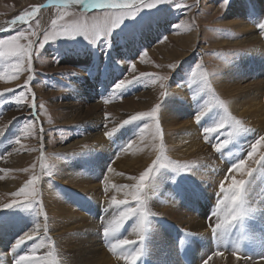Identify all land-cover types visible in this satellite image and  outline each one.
<instances>
[{
	"label": "rangeland",
	"instance_id": "obj_1",
	"mask_svg": "<svg viewBox=\"0 0 264 264\" xmlns=\"http://www.w3.org/2000/svg\"><path fill=\"white\" fill-rule=\"evenodd\" d=\"M237 1L238 0H230L226 6H221L222 0H173L172 3L161 4L151 10H143L135 19L126 20L122 27L117 29L112 34L111 48L106 49L103 40H98L93 45L83 37H77L76 39L57 38L55 40L50 38L47 42H44V36L49 34L52 30L53 20H57L58 26L61 24H73L84 21H87V23L91 25L94 21L103 20L100 10H86L82 12L78 8L57 9L49 6L48 0H0V25L3 24L4 27L2 28L6 29L9 27L8 22L22 14L25 10H30L32 6L44 5L38 16L32 20L30 24H17L10 30L0 32V39H7L12 35L18 34L19 31L24 30L28 39L21 40L20 43L27 44L29 41L33 42L31 64L26 65V68L30 67L31 71H23L19 77L14 80L0 79V93H3V96H0V128L4 129V136L0 137V155L4 154V158L0 159V170H6L0 171V182L11 181L13 186V192H11V194L0 190V239H2L4 234H9L3 238L4 240H2L3 247H5H0V249L8 255V258H5V262L7 261L8 264L11 262L15 263L13 259L12 245L15 244V239H18L25 233V227L22 226L23 222L20 220L22 218H18L19 215L27 213L33 217L35 216L34 218L37 220L41 219L42 216L37 217L35 208L26 209L14 207L11 209H3V205L12 203L15 199H19L21 202H26V198H16L12 194L18 192L22 187H24V185L27 184L33 176L38 178L37 190L40 193V196L36 197V199H41V202L43 199L44 204H46V199L41 196L42 191L40 189V183L42 182V179L44 181L43 184L45 181H52V183H54L53 181L54 178L56 179V176L52 174L53 169L55 167H59V165H64V163L65 166H67L58 171V173L62 172L61 174L64 177H68L69 175L75 176L77 173H81L82 176H93L91 180L96 184L98 183L99 190L97 191H101L104 195L103 200L99 203L100 206H98V204L93 205L91 203L92 201L84 204L88 205V213L104 214V217L101 219L99 218L100 221L98 220L96 222L99 224L96 225V227L98 228V236L101 238V246L108 250L107 242L102 236V230L105 226V222L108 220V217L111 219L110 216L115 214V206L109 205L107 201L113 196H117L116 199L121 200V198H119L121 196L120 192H115L114 195H111V193L109 194L108 192L110 191V188L113 187V183H116L117 181L128 180V183H126L128 186H132V184L134 185L137 183V181H134L130 184L133 180L128 179L127 173L125 172L126 168L122 167L128 164H135L137 161L139 164H145L140 171H136L135 175H132L138 177L148 166L151 165L152 161L160 155L159 146L161 144L160 139L153 140L150 135L154 129H149V131L145 133L143 140L139 137V135L134 137L138 127L143 126L144 121L133 122L123 128H119V125L131 115L138 112L151 111V109L157 104H160L161 106L159 121L163 133L165 155L170 160L177 161L182 165L188 164L193 166V171L191 173L177 174L170 170H162L155 178L153 190L155 189L154 192L157 194V189L159 187L164 188L165 186L167 189L170 187V190L167 191H170L172 196L174 195L173 198L180 203L179 205L182 204L186 209H190L204 203L202 205L203 210L201 212H196V209H193V211L196 215L202 216L205 219V230H203V232H194L188 229L187 226L182 227L177 224L168 214L161 210V205L158 207H154L155 205H152L151 200L155 198L157 200L158 195L150 194L151 198L149 200V208L153 213H155V215L150 216L149 218V232L144 242V253L146 255L144 254L141 258H146L149 264H180L178 252L181 241L184 240V234L190 233L191 235L186 234V236H189L195 244L200 241L199 239L208 242V237L212 236L210 225L214 226L215 217L212 216V218H208L211 209L206 206V204H208L206 202L209 201L213 206H215L217 197L221 195L219 191L220 183L217 187H211L212 183L210 185L209 177L213 176V174L216 175V173H225L224 175L219 174L217 176H220L221 178L224 176L221 183H225V186L228 187L229 180L227 177L234 159L242 157L246 158L247 150L251 143L246 141L243 145L240 143L241 138H239L236 143L229 145V148L222 149V153H217L214 150L213 144L218 141L222 142L224 136H217L213 134L209 141H205L203 133L200 129L211 123L215 119V116L210 117V119L208 118L210 121L208 119L204 121L202 120L200 125L195 122L194 115L196 114L197 105L196 101H194L192 97L199 92L202 85L199 83L198 77L196 78V82H192L193 78L191 76V72L200 70L207 71L216 95L220 99L224 100L228 106L229 102L221 95L216 86L217 81L222 79L224 76L223 73L225 74V68L230 66L234 59H237L233 62L234 67L232 66L237 80H244V78H247L248 80L250 78L251 80V78L254 77L256 72L254 68L256 55L251 53V50L254 49V46L256 47V45L238 47L231 46L229 44L226 46H217L213 43L214 38L215 40H228V42L231 43L242 39V34H239L234 28L219 25L229 10L234 8ZM243 1L245 5H247L245 7L246 14L244 13V20L248 18L249 20H247V22H254L255 26H251L254 31L261 36L262 44L264 45V35L260 33L257 27V24L264 22V9L260 20L256 21V19L253 18L255 17V9L259 7L256 4H259L258 0ZM174 3L187 4L191 7L177 9L173 6ZM61 14H64V19L59 18ZM37 21L39 22L38 27ZM161 24H166V26L169 27L167 30H163L161 32V36H159L160 38H158V40L150 43L148 47L144 46L140 50V53L146 50L148 52L147 57H144L143 60H141L138 58L139 53L134 60L123 59L116 61L117 54L122 51V48L129 43V41L141 38L151 29V27H158ZM176 24L180 25L178 29L175 28ZM32 32H35V35H32ZM191 35H195L196 40L193 47L190 48L191 50L186 48L180 51V48L176 43H178L180 39H183L189 44L188 37ZM163 37H167V39L162 40ZM41 45L43 46L41 47ZM163 51H166L169 54V58L172 54V58L167 60V56L162 53ZM73 52L85 53L87 55L90 53L91 56H89L90 59H88L89 65L87 68L84 69L79 65L81 63L79 58H76V61H74V65H76L75 67L72 63H70L69 57L73 54ZM187 52L188 55L183 58L180 57L181 53L186 54ZM164 59L166 60V63ZM131 61L136 64V71L135 73H132L133 76H138L140 73L147 72L159 76H167L168 79L163 82L157 81L154 84L149 83L147 87L143 86L141 83H137L134 86L127 88L122 93V99L118 96H113L111 102L105 104L103 102V98L109 96L114 91L115 85L128 76V71H130L129 62ZM172 64L177 65V67L172 69L170 67ZM197 64L202 66L201 69H196L195 66ZM223 68L224 71L222 72ZM83 70H85V74L80 73V71L83 72ZM9 71H11V69L8 68L7 64L0 61V73L7 74ZM71 73H75V75H71ZM29 75L33 77L30 82L28 81ZM97 77L103 78V80H97ZM259 77L263 78L264 72L261 71V73L258 74V78ZM85 78L91 79L90 87L93 86L92 84L94 82L97 83L98 91L95 93L97 96L96 99H88L87 102H91V104L84 107V111L80 110V112L86 113V111H90V113H94V115H92L94 118L91 120L99 118V120L103 121V126L101 128L104 132L113 127H118V132H121L126 127L133 126L135 131L130 137L126 138L125 143L134 138L135 142L129 150L132 155L140 156L138 160L135 161V158L130 155L129 152H120L121 147L125 144L124 142L117 144L116 146H111V153H100L98 155L96 153L94 155L91 151L89 153L87 152L90 148L89 145H86V141L91 134H94L91 129L87 127V123H90V117L86 116L85 119L79 120L78 123L74 122L71 118L75 115L69 112V108H67V103H73L74 105L75 103H79L78 101L70 99V94L74 88L81 89L78 90L81 98H88L84 97V93L88 90V88L83 87L80 83V81H84ZM25 83L29 84L31 93L35 94V115H33V109L30 107L33 102L31 93L28 94L27 100L23 103L22 107H18L15 102V97L21 91L27 92V90L23 87ZM161 83L164 84L163 88L160 86ZM172 88H176L178 91H185L187 93V101H185V104L182 106L177 104L178 108H174V106H172L174 102H167V98L169 97ZM161 92L165 93L163 97L161 96ZM50 93L53 95L49 96L48 94ZM202 95L206 96L207 94L204 93ZM95 104H103L104 108L98 111L94 108ZM143 104H146V107H142ZM115 107L117 109L113 111ZM186 108L189 110L187 114V116H189L188 119L191 120L193 126L194 124L197 126L196 133L199 135V140L202 145L211 152V158L210 161H208L210 164L207 162L204 164L201 162V164L204 166L210 165L209 167H211L212 170L218 168V171L216 170L212 172L211 175L194 177L204 181L203 185H200L194 180V184L191 185L192 181L189 178L193 172H196L195 168L200 164L199 158H177L170 153L167 145L168 134L166 124L161 116V113H163V110H166L171 114H174L177 110H179L178 113H180V115L182 113L183 115L182 110L186 111ZM72 109L73 107L71 106L70 110ZM229 110L231 114L235 116L230 106ZM106 113L108 114L107 120H105ZM241 113L245 112L242 111ZM67 116L69 119L66 118ZM29 122L33 124V129L30 134H21L20 144H15L14 141L20 134V129ZM65 122L69 123L66 125ZM105 124H107V127H105ZM118 132L114 135V137L118 134ZM105 138L106 141L109 140L107 137ZM79 141H83L84 144H79L76 148H74L76 149V152L74 151L71 153L72 151H63V149L70 146V144L75 145ZM70 148L65 150H69ZM259 151L264 152V148ZM9 152L11 153L10 155L7 154ZM118 152L119 155L117 157L116 154ZM120 155L121 163L115 165ZM19 158L25 159L23 162H16ZM249 165L253 168H258V165L252 164L251 161H249ZM109 166L113 169L111 172L107 171ZM198 168L199 166L197 169ZM219 168H222V170L219 171ZM133 171L134 170L131 169L129 170L130 173H134ZM120 174L121 176H119ZM234 174L237 175L238 173H231L232 176ZM238 176V179L242 178L240 174H238ZM261 176L263 177L264 174ZM162 177H164V185L157 187V178L162 179ZM243 178L248 179V177ZM104 181H107V183ZM205 184L210 185L213 193H209L210 191L207 189L208 187L206 190L205 187L203 188ZM119 185L123 186L125 184L123 182L119 183ZM53 187L57 189L56 192L62 196V199L69 200L71 206H74V204L78 206H74L77 212H79L80 209L82 210L83 206L82 208L80 206L82 199L81 201H79V198V200H77L78 195H80L77 190L65 185V183L60 179L55 180ZM105 187L109 189L107 193L104 191ZM115 189L116 188H114V190ZM132 190L133 189L131 188H123V196L125 199H129L130 204H134V201L131 199L130 195H126V193H129ZM263 191L262 194L264 197ZM44 207V211H46V206ZM111 207H113L114 211L112 209L108 210V208ZM256 208L258 210L245 221L242 229L238 228L232 235L233 244L235 245L236 243H240L243 255L251 257L250 259H245L242 255V258L239 259V262H242L240 264L264 263V260H260L262 258V254H252L254 250H261L264 243V231L262 230V225H264V207ZM105 210H107L108 213H106ZM112 212L113 214H111ZM12 218L14 220H12ZM134 222L135 218L129 219L125 223L123 229H121L120 234L128 239L138 241V236L136 237L135 234H131ZM9 230L11 231L9 232ZM253 230L256 231L255 244L250 245V235ZM49 231L50 232L44 236L51 239L52 247L47 246L45 247L46 250H50L52 252L53 247L55 246V239L66 240L67 243L70 244V247L67 248H75L76 254V256L71 259L70 263L67 264H91L92 255L96 253V250H89L85 240H75L73 231L71 230L68 231L67 235L64 237H57L58 235L53 233L54 229H52L51 226L49 227ZM28 232H30V230ZM38 240L39 237L36 236L30 241ZM192 242L190 244H193ZM29 243L30 242L28 241L25 245H28ZM20 249L21 250L16 252L17 256L24 253V245H22ZM200 250V248L196 247L194 253L191 252L197 264H201L202 261V251ZM63 251L64 248L59 252L62 253L60 258L66 259L67 255ZM110 253V256L113 255L111 258L113 257L115 259V264H127V262L121 259L119 255L113 254L112 252ZM56 255V253L53 254V256L57 259ZM230 256H233L231 252L226 251L224 256H213L212 259L208 261V264H229L230 261H233ZM139 260H137V262Z\"/></svg>",
	"mask_w": 264,
	"mask_h": 264
},
{
	"label": "snow or ice",
	"instance_id": "obj_2",
	"mask_svg": "<svg viewBox=\"0 0 264 264\" xmlns=\"http://www.w3.org/2000/svg\"><path fill=\"white\" fill-rule=\"evenodd\" d=\"M173 0H48V5L57 9H69L78 8L82 12L86 10H100V14L103 17L102 21H94L91 25L87 21L73 23V24H61L58 26L57 20L52 21V30L49 34L44 36V42H47L50 38L55 40L57 38L63 39H76L77 37H83L90 44H95L98 40H103L105 48H111L112 34L122 27L126 20L135 19L143 10H151L158 7L161 4L172 3ZM230 0H222L221 6H226ZM177 9L190 8V5L174 3L173 5ZM44 5L32 6L30 10H25L22 14L8 22L9 27L0 28V32L10 30L17 24L28 25L34 20ZM60 19H64V14H61ZM39 22L37 21V27ZM180 25L176 24L175 28H179ZM257 27L262 35H264V22L257 24ZM30 31V29H29ZM35 35V32L31 33ZM28 39L26 32L21 30L18 34L12 35L7 39H0V61L7 64L8 68L11 69L7 74L0 73V79L14 80L19 75L27 70L31 71V68H26V65L31 64L33 42L29 41L27 44L20 43L21 40ZM167 39L163 37L162 40ZM43 45H41L42 47ZM148 52L142 51L138 58L143 60L147 57ZM172 69H175L177 65H170ZM196 69H201V65L197 64ZM130 71L128 76L115 85L114 91L107 97L103 98V102L108 104L111 102L113 96L123 98L122 93L129 87L134 86L137 83H141L147 87L149 83H156L157 81H166L167 76H159L153 73H140L138 76H133L132 73L136 71L135 62H129ZM75 75V73H71ZM191 76L192 82H196V78H199V83L202 85L199 92L193 95L192 99L196 101L197 110L194 115L195 122L200 125L202 120H206L209 117L215 116V119L207 126L202 127L200 130L203 133L205 141H209L213 134L219 136L223 135L224 139L222 142H216L213 144L214 150L217 153H222V149L229 148V145H233L238 139L251 132L252 129L245 126L244 122L233 116L229 110L228 104L220 99L214 88L212 87L211 79L207 71H192ZM131 77V78H128ZM33 79L31 75L28 76V81ZM161 88L164 84L161 83ZM27 90L21 91L16 97L15 102L18 107H22L23 103L27 100L28 94L31 93L29 84L25 83L23 86ZM206 93L204 96L202 94ZM32 95V103L30 107L33 109V115H35V94ZM165 95L161 92V96ZM3 96V93H0ZM160 104H157L147 112H138L131 115L128 119H125L119 128H123L126 125H130L133 122L144 121L143 126L138 127L134 137L139 135L143 140L145 133L149 129H154L150 133L153 140L160 139L161 144L159 146L160 155L152 161L151 165L146 168L138 177H128L130 180L137 181L132 186L123 185V188L133 189L126 195H130L134 204L129 203V199L118 200L115 196L111 199V205L115 206V214L111 216V219L105 222V226L102 230V236L107 242L108 250L113 254L119 255V257L127 262V264H136L145 252L144 242L149 232L150 216H154L155 213L149 208L150 194H156L152 189L155 182V178L162 170H170L174 173H191L193 166L188 164H180L177 161L170 160L165 155V148L163 145V133L159 121ZM108 119V114H105V120ZM107 127V124H105ZM33 129V124L29 122L20 129V134L15 139V144H20L21 134L29 133ZM118 132V127H113L106 131L105 136L111 140L114 135ZM4 136V129L0 128V137ZM134 138L128 140L120 149V152L127 151L132 148ZM264 148V135H260L255 139L248 147L246 158H235L231 165L229 175L227 177L230 180V186L226 187L225 183H220L219 191L220 196L217 197L214 210L211 215L215 217L214 226L210 225L212 237L214 238L217 248L206 259L203 260L202 264H208V261L213 256H224L225 252H231L237 260L242 258V248L240 243L233 245L230 242V236L235 233L238 228L242 229L245 221L258 209L254 206L252 199V192L250 188L254 179V172L264 174V152L259 150ZM10 155L11 153H7ZM119 152L116 154L118 157ZM4 158V154L0 155V159ZM249 161L252 164L258 165V168H253L249 165ZM113 169L109 166L108 172ZM6 171V170H0ZM231 173H238L242 178L236 179ZM51 174V173H49ZM243 177H248L245 179ZM38 178H33L24 185L18 192L12 195L16 198L24 197L26 202H21L19 199H15L12 203L3 205V209H11L14 207H21L26 209L36 210L37 217L43 216L45 222L48 220L47 213L44 211V206L39 199L36 197L40 196L37 190ZM107 183V181H105ZM115 188L116 186L113 185ZM105 193L108 188L105 187ZM107 211V210H105ZM135 218L133 232L138 236V241L134 239H128L120 235L121 229H123L125 223ZM41 225L39 222L36 223L35 227L28 233L24 234L20 239L17 240L13 246L12 252L16 253L17 250L25 244L26 241L33 240L38 234ZM191 235L190 233H186ZM184 241H181L183 246ZM44 246V243L36 244L27 250L24 254L18 255L15 259V264H56L55 259H51L52 252L49 251L46 256H38L37 251L39 248ZM47 246L52 247V241L49 238L47 240ZM119 250V251H118ZM243 258L250 259L251 257L243 255ZM261 259H264L262 257Z\"/></svg>",
	"mask_w": 264,
	"mask_h": 264
},
{
	"label": "bare ground",
	"instance_id": "obj_3",
	"mask_svg": "<svg viewBox=\"0 0 264 264\" xmlns=\"http://www.w3.org/2000/svg\"><path fill=\"white\" fill-rule=\"evenodd\" d=\"M258 2H259V4L258 3H256V4L259 7L257 9H255V11H254L255 17L253 18V19H256V21L260 20V18L262 16L263 9H264V0H258ZM246 6L247 5H245L243 0H238L235 4L234 8L229 10V12L224 16V18L221 20V22L219 24L222 26L224 25L226 27L228 26L230 28H234L239 34L240 33L242 34L241 35L242 39L238 40V41L236 40L237 42H233V43L228 42V40L227 41L215 40V38L213 41V43L217 46H226L228 44L231 46H238V47L256 45V47L254 46V49L251 50V53L256 55V58H255L256 61L254 63V68H255L256 72H255L254 77L251 78V80H250V78H249V80L247 78H244V80H241V79L237 80L234 69L232 68V66L234 67L233 62H235L237 60V59H234L230 66H227L226 68L224 67L225 68V74L223 73L224 76L222 77V79L218 80L217 84H216L221 95L224 98H226L227 101L229 102V106H230L232 112L234 113L235 117L242 119L243 122H245V125L248 126V128L252 129L251 132L240 137L241 138L240 143L243 145L246 143V141H248L249 143H252L255 139L258 138V136L264 135V77L258 78V74L261 73V71L264 72V45L262 44L261 36L259 34H257L252 27V26H255L254 22H252V23L250 21L247 22V20H249L247 17H246L247 19L244 20V15L246 14L245 13V11H246L245 7ZM2 27H4L3 24L0 25V28H2ZM168 27L169 26H166V24H161L158 27H151L152 30L150 29L141 38L132 39L131 41H129V43H127L122 48V51L117 54L116 61L123 60V59H127V60L133 59L134 60L135 57L138 56V54L140 53V50L144 46L148 47V45L150 43L158 40V38H160L159 36H161V32L163 30H167ZM195 41H196L195 35H191L188 37L189 44L187 43L186 40H183V39H180L178 41V43H176V44L180 48V51H182L186 48L191 50L190 48L193 47V45L195 44L194 43ZM162 53L167 56V60H170V58H172V54L170 55V58H169V54L166 51H163ZM186 55H188V52L186 54L181 53L180 57L183 58ZM89 56H91L90 53L87 55L85 53H77V52L74 53L73 52V54H71L69 57L70 63H72V65H74V61H76V58H79L81 60V63L79 65L85 69L89 65V63H88V59H90ZM165 63H166V60H165ZM75 66L76 65H74V67ZM224 68L222 69V72L224 71ZM254 68H253V70H254ZM84 72H85V70H83V72L80 71L81 74H85ZM252 72H254V71H252ZM113 76H114V74H113ZM235 78H236V80H235ZM82 80H84V79H82ZM90 80H91L90 78H85L84 81H80V83L82 84L83 87L88 88V90L84 93V97H88V98H81V95L78 92V90H81V89L80 88H76V89L74 88L70 94V96H71L70 99L73 101H78L79 103H75V105L73 103H67V105H68L67 108H69V112H71L75 115L71 118V120L72 121L74 120V122L78 123L79 120L85 119L86 116L90 117V123H87L88 124L87 127L90 128L94 134L93 135L91 134V136H89L88 140L86 141V145H89V148H90L89 151H87V152L89 153L91 151V152H93L94 155L96 153H97V155L100 153H111V149H110L111 146H114V145L116 146L117 144H121L123 142L125 143L126 138L130 137L134 133L135 130H134L133 126L132 127L128 126L124 130H122L121 132H118V134L112 138L113 140L111 139V140L106 141V138H105L106 136L104 134L105 132L101 128L103 126V121L99 120V118H97V119L95 118L94 120H91L94 118V117H92V115H94V113H90V111H86V113L80 112V110L84 111V107L91 104V102H87L88 99L95 100L97 97L95 94L98 91L97 83L94 82L92 84L93 86L90 87V83H91ZM97 80H103V78L97 77ZM107 81H109V80H107ZM80 93H81V91H80ZM48 95L52 96L53 94L50 93ZM185 101H187V93L185 91H183V92L178 91L176 88L171 89L170 95L167 98V102H170V103L174 102V104H172V106H174V108H178L177 104L179 106H182L185 104ZM71 106L73 107L72 110H70ZM142 107H146V104H143ZM94 108L96 110L100 111L104 108V106H103V104H95ZM115 109H117V108L115 107L113 111H115ZM188 111L189 110L187 108H186V111L182 110L183 115L181 113V115H182L181 116L180 113H178L179 110H177L174 114H171L170 112H168L166 110H163V113H161V116H162V118L166 124V129H167V134H168L167 145H168V149H169L170 153H172L177 158H182V157L199 158V162H200V164L198 165L199 168L197 169L198 166L197 167L195 166L196 172L195 173L193 172L189 178L192 181L191 185L194 184V181L199 183L200 185L201 184L203 185L204 181H201V179L199 180V179L194 178V177H199L202 175H204V176L211 175L212 172H214L216 170L218 171V168L212 170L211 167H209L210 165L204 166L201 164V162L204 164V163H206V162L208 163V161H210V158H211L210 153L211 152L209 150H207V148H205L202 145L201 141L199 140V135L196 133V130H197L196 127L197 126H195V124L193 126L191 120L188 119V117H189V116H187ZM242 111H244L245 113H241ZM66 118L69 119L68 116ZM209 119H210V117H209ZM68 123L69 122H67L66 125ZM82 143L84 144L83 141H79L75 145L70 144V146L66 147L65 149L70 148V147H72V148H70L69 150L63 149V151H65V152L66 151H72L71 153H73L76 150L74 148H76L79 144H82ZM125 152L130 153V150L128 149ZM71 153H69V154H71ZM130 155H132V154L130 153ZM132 156L135 158V161L138 160L140 157L137 155L136 156L132 155ZM92 158H93V155H92ZM104 158H106V157H104ZM120 158H121V155L119 156L118 161L115 163V165L121 163ZM24 159L25 158H19V159H17L16 162H19V163L23 162ZM59 163H58V165H59ZM208 164H210V163H208ZM95 165H97V164H95ZM66 166L64 163V165H59V167H55L53 169L52 174L54 176H56V179H60L62 182L65 183V185L77 190L78 193H80V195H78V197H77V200L80 199L79 201H81V199H82V201L80 202L81 208L83 206L82 210L79 208L80 211L77 212L75 210L76 208L74 207V206H76L75 204H74V206H71L69 200L66 199L67 200L66 201L65 199H62L61 195L57 194V192H56L57 189L53 187V184L55 183V180H56L55 178L53 181L54 183H52V181H45L44 184H43L44 181L42 179V182L40 183L41 184L40 189L42 191L41 196H42V198L46 199L45 200L46 204H44L43 199H42V202H43V206H46L45 212L47 213L49 218L45 222L43 216L41 217V219L37 220L36 218H34L35 216L33 217L32 215H28L27 213L26 214L22 213L19 215L18 218H22L20 220H22V222H23L22 226L25 227V233L24 234L28 233L29 230L31 231L35 227L37 222H39L41 225V227L39 229V234L37 235L39 237V240L38 241H29L30 243L28 245L23 244L24 245L23 251L25 253L32 246H34L36 244H41V242H43L44 246H42L41 248L38 249L37 255L38 256H46L50 250L45 249V247H47V240H48V238H46L45 236L48 232H50L49 227L51 226V228L54 229L53 233L55 235H58L57 237L66 236L67 232L71 230V231H73L75 240H85L86 245L89 248V250L95 249L96 253L92 255L91 264H115L114 263L115 259L113 257L111 258V256H113V255L110 256L111 253L108 250L104 249L103 246H101V242H100L101 238H100V236H98V228L96 227V225H99L96 222L98 220L100 221V219L104 217V214H102V213L90 214V213H88V205L84 204V203H88L89 201H92L91 203L93 205L98 204V206H100L99 203H101V201L103 200L104 195L102 194L101 191H99V192L97 191V190H99L98 183L96 184L91 180L93 176L87 177L86 175L82 176L81 173H77L75 176L69 175L71 177H69V176L64 177L61 174L62 172L58 173V171L61 168H65ZM143 166H145V164H143V165L139 164V162L137 161V162H135V164H131V165L128 164V165L123 166L122 168H126L125 172L127 173V176L130 177L132 175H135L136 171H140L143 168ZM130 169L134 170L133 171L134 173H130L129 172ZM68 170H70V169H68ZM220 170H222V168H219V171ZM94 174H92V175H94ZM219 174H222V173H216V175L213 174V176L209 177L210 185L212 183L211 187H214V186L217 187V185H219V183H221V181L223 180L224 176H222V178H221L220 176H217ZM224 174H222V175H224ZM253 175H254V179H253L252 186L250 188V191L252 192L253 203H254L255 207L262 208V207H264V197L262 194V191L264 189V176L262 177L261 176L262 174H260V173H254ZM119 176H121V174ZM233 176L236 179H238V177H239L238 174L237 175L234 174ZM0 178H1V174H0ZM97 180H98V178H97ZM0 181H1V179H0ZM163 181H164V177H162V179L157 178V182L159 183V184L156 183L157 187H159L160 185H164ZM123 182L126 185V183H128V180H121V181H117L116 183H113V185L116 186L115 187L116 189L114 190V187H112V188H110V191L108 193L109 194L111 193V195L112 194L114 195L115 192H120L121 196L119 198H121V200L125 199L123 196L124 195L123 194V187H121L119 185V183H123ZM133 182H134V180L132 182H130V184ZM165 184H166V182H165ZM228 184L230 186V180L228 181ZM0 185H1L0 186L1 191H5V192L10 193V194H11V192H13V186H12L11 181L0 182ZM210 185L205 184L203 186V188L205 187V190H206V188L208 187L207 189L210 191L209 193H213V190H211ZM57 186H58V184H57ZM214 189H216V188H214ZM157 190H158V192L156 195H158V197H157L158 199L156 200V198H155V199L151 200L152 205H155L154 207H158L161 205L162 206L161 210L163 212H165L166 214H168L173 221H175L177 224L181 225L182 227L187 226L188 229H190L194 232H197V231L203 232V230H205V228H204V220L205 219L202 216L196 215L195 212L193 211V209H196V212H201L203 210V207H202L203 204H200L199 206H196V207H193L190 209H186L182 204H181L182 207H181V205H179L180 203L177 202V200H175L173 198L174 195L172 196L170 191H167V190H170V187H168V189L165 188V186H164V188L159 187ZM65 195H67V194H65ZM68 199H70V198H68ZM111 199L107 201L109 205H111ZM205 200H206V198H205ZM62 202H64V203H62ZM206 203H208V204H206V206L210 207V209H211L209 217H208L210 219V218H212L211 213L214 210L215 206H213L209 201ZM76 207H78V206H76ZM110 209H112L114 211L113 207L108 208V210H110ZM44 210H45V207H44ZM106 213H108V212L106 211ZM111 214H113V212ZM12 220H14V219L12 218ZM108 220H109V217H108ZM11 224H13V223H11ZM11 230H9V232ZM205 232H207V231H205ZM131 234L134 235V232L132 231ZM6 235H9V234H4L2 236V239H0V247L1 246L3 247V243H2L3 241L2 240H4L3 238ZM22 236H20L18 239H20ZM211 237L212 236L208 237V243L210 242ZM18 239H15L16 242ZM25 243H28V241H26ZM14 245H12V249H13ZM54 245L55 246L53 247L52 254L56 253L57 259L53 255H52L51 259H55L56 264L70 263L71 259L76 256L75 248L68 249L67 247H70V244L67 243L66 240L55 239ZM187 245H188V250H187V252H188L191 250V248H190V244H187ZM195 245H196V247L201 249L200 241ZM180 247H181V244H180ZM63 248H64L63 252L66 253V255H67L66 259L60 258L62 253H59V252L61 250H63ZM19 250H21V249L19 248L17 251H19ZM194 250L192 251L193 253H194ZM13 256H14V261H15V259L17 258L16 253H13ZM6 257L8 258V255H6V253L2 249H0V264H8L7 261L5 262ZM230 257H232L234 262L230 261L229 264H240V263H242V262H239V260H237L234 256H230ZM178 258H179L180 264H183L182 261L184 259L187 260L186 257H182L180 255V251L178 252ZM194 260H195V258L193 257V261ZM187 263H188V260H187ZM10 264H15V263L11 262ZM261 264H264V263H261Z\"/></svg>",
	"mask_w": 264,
	"mask_h": 264
}]
</instances>
